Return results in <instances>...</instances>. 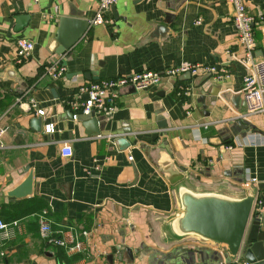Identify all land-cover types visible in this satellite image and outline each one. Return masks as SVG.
<instances>
[{"label": "crops", "instance_id": "crops-1", "mask_svg": "<svg viewBox=\"0 0 264 264\" xmlns=\"http://www.w3.org/2000/svg\"><path fill=\"white\" fill-rule=\"evenodd\" d=\"M245 2L250 14L264 13V0ZM98 4L0 0V215L18 222L10 237L0 232V264H178L191 253L196 264H227L224 246L181 235L174 222L183 188L233 198L251 189L264 213V114L246 111L244 77L252 65L243 60L235 7L228 0H118L106 22L94 23ZM20 15L30 19L18 24ZM65 16L90 25L59 54L51 46ZM255 38L258 62L264 49L257 27ZM19 39L34 43L21 63ZM55 61L67 67L60 79L46 74ZM182 62L215 66L222 77L185 73L126 90L114 113H95L101 137L88 133L87 115L73 118L68 100L80 85ZM180 87L188 93L179 95ZM50 122L55 132L46 133ZM67 144L72 156L62 153ZM170 162L188 178L171 184L164 171ZM29 174L31 195L11 197ZM44 221L53 233L73 234L84 251L51 244ZM126 247L135 251L133 263L119 257ZM242 256L235 264L248 262Z\"/></svg>", "mask_w": 264, "mask_h": 264}, {"label": "water", "instance_id": "water-1", "mask_svg": "<svg viewBox=\"0 0 264 264\" xmlns=\"http://www.w3.org/2000/svg\"><path fill=\"white\" fill-rule=\"evenodd\" d=\"M28 19L30 16L20 15L16 18L18 24ZM89 25V20L83 18L61 17L57 38L51 46L52 51L66 53L84 36ZM185 75L187 78L192 77L190 73ZM240 99L235 100L240 102ZM83 124L87 127L88 133L94 135L101 133L99 119L94 112L87 115ZM41 126L42 122L40 126L34 128L40 130ZM240 126L243 127L241 124ZM244 128H247V125ZM118 143L124 147L128 146L125 138L119 139ZM164 171L168 181L173 185L188 178L187 172L180 170L173 162L168 163ZM32 182L33 176L29 174L10 196L18 199L30 196ZM180 200L182 212L174 222V228L179 234L195 235L200 240L224 246L227 264H235L241 252L242 257L250 264H264V213L261 212V206L256 204V195L251 189L245 190V196L233 198L218 193L199 194L183 188L180 191ZM123 252V256L119 255L120 259L127 263L135 261V251L131 247H126ZM201 254L199 259L202 263L204 256ZM196 257L194 253L186 254L185 262L183 263L180 258L178 264H196ZM219 259H222L221 256Z\"/></svg>", "mask_w": 264, "mask_h": 264}, {"label": "built area", "instance_id": "built-area-1", "mask_svg": "<svg viewBox=\"0 0 264 264\" xmlns=\"http://www.w3.org/2000/svg\"><path fill=\"white\" fill-rule=\"evenodd\" d=\"M118 0H99L96 16L92 20L94 23L106 22L105 14ZM235 7L233 22L237 30V38L243 48H245L244 61L252 65V71L244 77L243 97L248 114H264V57L258 62L253 60L254 52L257 48L255 38V29L261 31V41L264 49V13L252 15L248 12L245 0H228ZM200 23V19L197 21ZM17 61L21 63L26 59L34 49V43L28 39H19L17 41ZM67 67L61 61H55L47 68L46 74L54 79L64 77ZM219 70L212 65L205 63L182 62L181 64L166 67L163 71L142 70L133 72L129 75L111 77L84 83L78 87L72 98L68 100V105L75 112L73 118L77 120L80 114L90 115L91 113H114L118 108V100L121 94L129 89H145L161 82L164 76H179L190 73L192 76L216 74L222 77ZM187 88L180 87L179 95H186ZM36 104H34L35 106ZM36 113L44 116L46 111L38 108ZM54 122L45 125L46 133L55 132ZM100 136V134H99ZM101 137V136H100ZM65 156L73 155V148L67 144L62 148ZM131 160L132 156L129 157ZM18 222H6L0 215V232L4 237H10L12 229ZM42 236L51 244L57 247H65L70 253L84 251V243L77 240L71 233H53L51 224L44 221L41 226ZM88 235L87 231L82 232ZM245 264H250L246 262Z\"/></svg>", "mask_w": 264, "mask_h": 264}]
</instances>
